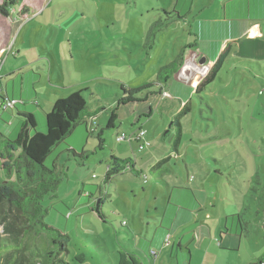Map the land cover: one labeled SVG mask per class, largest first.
<instances>
[{
	"label": "rangeland",
	"instance_id": "obj_1",
	"mask_svg": "<svg viewBox=\"0 0 264 264\" xmlns=\"http://www.w3.org/2000/svg\"><path fill=\"white\" fill-rule=\"evenodd\" d=\"M176 1L48 0L43 5V11L37 16H29V22L24 20L14 35L16 41L20 30L29 25L20 36L18 45L24 42L25 47L41 60L34 63L32 70L28 65V61L33 60L30 58L31 52L24 50L27 56L17 55L14 60V50L6 59L3 76L0 69V87L9 85L11 97L15 93L18 98L20 89L33 92L35 88L40 94L50 95L53 104L52 107L45 104L46 113H50L59 100L54 96V86L64 94L71 91L60 86L58 74L53 68L55 58L53 62L44 52L45 48L49 50V40H54V33L63 39V70L67 78L70 80L69 69L82 74V80L72 84H80L77 89L83 86V91L88 90L83 96L89 108L96 112L93 118L95 125L91 123L92 118H85L47 158L45 167L53 169L56 164V173L62 182L55 195L45 197L43 205L48 210L45 222L69 235L68 249L72 257L83 256L84 264H117V249L125 245L124 242L133 244L134 239L128 237L122 227L124 217L113 211L110 202L122 212H126L125 202L128 200L150 202L149 193L152 194L151 201L166 202L155 194L158 186L163 185L162 181L178 177L172 172L176 163V157L172 156V144L178 135L175 117L181 113L182 99H187L185 104L191 102V109L180 118L184 139L179 147L182 152L188 150V157L182 155L181 167L185 166L184 163L189 164L192 185L197 179L203 187L210 189L212 186L214 202L217 198L216 188L220 193L218 202H235L236 205L232 203V210L240 211V216L235 218L236 223L240 221L244 230V234L237 239L224 234L223 239L231 242L233 248L226 252L224 246L218 247V257L211 256L212 264L256 263L260 258L264 259V52L257 50L261 43L256 42L257 47L245 48L244 52L230 54L228 60L225 58L216 80L200 93L192 92L195 79L200 75V62L204 59L199 55V50H194V46L198 44L202 48L210 34L199 30L204 24L201 20L222 19L223 1L226 0H201L210 8L204 11L196 9L195 5V12L186 16L174 13L172 6ZM15 9H20V6ZM3 20L0 18V23ZM32 41L34 45H31ZM41 42L44 46H41ZM234 59L252 62L250 68L255 73L253 70L246 71ZM257 61L263 63L261 70ZM171 64L174 73L168 76L163 85L157 83L161 69ZM23 65H27L24 71L14 68ZM56 69L61 73L58 61ZM50 73L53 75L52 84L49 81ZM257 75H262V78L259 79ZM32 81H36L34 87ZM147 84L153 87L139 93L136 101L121 104L124 97L122 87L140 90ZM160 86L168 88L173 96L164 94L167 99L162 101ZM249 89H253L255 94ZM177 91L182 97L178 101L175 98ZM35 102L39 103L40 100L36 99ZM18 106L22 108L24 105L20 103ZM26 108H31L38 118H45L44 110H38L34 104ZM113 114L116 115L118 130L107 129ZM17 119L22 120L16 109L3 111L0 107V131H13ZM138 120L140 123L135 125ZM139 130L146 133L144 152H137L140 144L135 137ZM230 130L235 133L233 138L229 135ZM0 134L11 140L17 138H9L2 132ZM99 135L104 140L103 149L99 147ZM117 135L124 136L125 141L118 142ZM241 146L249 153L245 154ZM71 149L78 155L71 153ZM235 150L241 151V155ZM152 152L158 157L155 161L170 156L174 159L156 170V176L150 173L151 164L145 156ZM136 154L143 157L141 172L148 177H141L137 183L146 192L137 193L138 199L134 200L133 195L125 197L123 191L116 196L112 190H108L110 196L104 198L105 220L88 210L83 211L85 215L82 216L78 212L81 207L77 206V202L82 205L91 201V196L84 195V191L99 195V186L105 179L108 166L112 164V156L118 159L132 157L135 160L139 157ZM224 156L225 163L229 162L232 166L235 162L239 166L232 169L230 166L227 169L217 166L214 160H221ZM208 165L210 169L207 174L203 167L208 169ZM164 174L167 177L165 180L162 178ZM203 177L207 178L202 180ZM117 179L122 180V177ZM126 215V219L130 220L131 216ZM221 226L224 225L221 223ZM48 247L49 241L45 237L29 236L25 242L24 264H42V253ZM238 250L240 252L235 253Z\"/></svg>",
	"mask_w": 264,
	"mask_h": 264
},
{
	"label": "crops",
	"instance_id": "obj_2",
	"mask_svg": "<svg viewBox=\"0 0 264 264\" xmlns=\"http://www.w3.org/2000/svg\"><path fill=\"white\" fill-rule=\"evenodd\" d=\"M46 1L48 0H21V3L19 4L20 9H11L9 16L0 15V18L4 19L0 23V28L3 32V35L0 36V69L2 68L1 76H3V71L6 68V59L13 54L14 50H16V56L13 57L14 60L18 57L17 55H26L24 53L25 51L31 52L30 58H32L33 60L28 61V65H31L32 70L33 68H35L34 63L39 62L41 60L38 59V57L34 56L32 50H29L25 47L24 42L18 45L20 36L29 25L20 30L16 41H14V35L16 28L21 23L23 24L29 16H37L43 11V5ZM223 4L224 12L222 19H212V21L208 19H205L204 21L201 20V22H203L204 24L202 25L203 28L199 30L210 32V34L208 35V37H206L207 39L203 43L202 48H200L198 44L194 46V50H199L200 54H198L204 58L203 60H205V62H200V75L197 79H195V82L191 88L192 92L197 90L198 84L213 68L216 61L224 51L226 53V60H228L227 58L228 56H230V54L244 52L245 48L249 49L257 47L258 44H256V42H260L261 44L264 43V0H226L223 1ZM195 5L197 7L196 9H202L204 11L210 8L209 6H205V3H202L201 0H191V2H188V0H177L176 3L172 6V9L174 10L175 14L186 16L187 14H192L195 12L193 10L195 8ZM27 21L29 22V20ZM207 34L208 33H206V35ZM53 36L55 37L54 40H49V50H46L45 48L44 52L49 54L53 62L55 58L56 64L54 62L53 68L58 74L60 86L64 90L68 88L71 89L69 93L64 94L58 91L57 87L54 86V96H56L58 99H65V97L68 96L70 93L73 94L75 92H79V90L84 92L83 95H85V93L88 91H83L85 87L82 86L77 89L80 84H72V82L76 83L77 80H82V74L76 73L69 69V77L71 81L69 80V78H67V75L63 70V39L55 33L53 34ZM40 44L41 46H44L43 42H41ZM261 44L257 47V50L264 52V45ZM31 45H34L33 41ZM32 48L35 49V47L33 46ZM57 61L61 66V73L56 69ZM236 61H238L240 66L243 67L246 71L253 70L252 67L250 68L252 62L244 59H234V62ZM249 63L250 65H248ZM256 64L259 66L260 70L263 68L262 61H257ZM26 66L27 65H23L22 67L15 66L14 68L16 69V71H24V68ZM252 72L255 73L254 70ZM14 73L15 72H12L11 74ZM257 77L260 79L262 78V75H260V77L259 75H257ZM40 78L42 77L40 76ZM49 81L51 82V84L53 83V75L51 73L49 75ZM32 83V86L34 87L36 81H32ZM160 87L161 90L159 94L162 96V101H165L167 99L165 98L164 94L168 93L171 95V97L173 96V93L169 91L168 88H166L165 86ZM9 89V85H2V87H0V104L3 103V99H15L19 102H23L24 104H21L24 106L22 108H20L21 106H18V108H16L17 112L20 111L33 115L37 123V129L40 132L45 133V118L42 116L38 118L34 114V111L31 110V108L26 107H31V105L34 104L38 110H44L46 115L47 113L45 111V104L49 107H52L53 98L50 99V95H47L45 93H38L36 88L35 90H33V92H29L26 89H20V94L18 95V98L15 97V93H13L11 97L9 95ZM249 91H251V93H254L253 89H249ZM175 98L177 101L179 100L178 98L182 99V97L180 96V91H177V94H175ZM36 99L40 100V102H35ZM186 101L187 99H182L180 101L181 113L178 114L175 119L177 117L181 118L182 114H186V111H189L191 109V102H189V109H186L185 111L183 110L185 105H187L185 104ZM89 110L93 111V109L91 108H89ZM42 119L43 121L41 122ZM16 121L17 124H14L13 131H10L8 133H6L5 131L0 132L5 134L9 138H13L14 136L18 138L23 126V120L17 119ZM91 122L93 125H95L93 121ZM115 122L116 120L114 121V128L118 130L119 128L116 127ZM139 123L140 120H138L135 125H138ZM175 129L178 132L176 125ZM182 132L183 135L181 137V140L184 139L183 126ZM229 135L231 138H233L235 136L234 131L230 130ZM178 137L179 136L177 135L174 143L172 144V156L174 155L176 157L175 160L172 159V156H170L167 158L162 157L155 161V159L158 157L155 155L154 152L145 155L147 156V160L151 164L149 168L150 173H152L153 176H156V170H160V167L167 164L170 160L176 161L174 165L175 168L174 170H172V172L178 175V177L176 179L173 178L166 182L162 181L163 185L160 184V186H158V189L155 194V196H158V198L163 199L166 202H157V200L155 202L151 201L152 194L149 193L150 202H131V200L125 202L126 212H122L117 209L114 206L113 202H110L109 205L112 207L113 211L116 212L118 216L124 217V219L122 220V227L124 230H126L127 236L134 239V241L133 244H130L129 242H124L125 245L123 246H126L125 248L127 250L136 255L139 264H212L211 256H216V258L218 257V247L222 248L224 246V249H227L225 250L226 252L229 250V248H233V244H231V242H228L227 240L223 239L224 234H227L236 239L238 237H241L242 234H244V230H242L240 221L237 224L235 219L238 215L240 216V211H237V209L236 211L232 210V203L236 205L235 202H226L225 200H221V202H218L220 199V193L218 192L217 188L215 193L217 198L214 202L212 186L210 189L203 187L197 179H195L193 183L194 185H192L189 164L184 163L185 169L184 167H181V160L183 158L182 155L185 154V156L188 157V150L184 149V151L182 152L181 147H179L181 140L178 143V146H176ZM4 138L6 137L4 136ZM136 142L139 143L138 141ZM146 145L143 149H141L140 144L137 152H144L146 149ZM243 147L244 146H241V149ZM243 150L245 154L249 153L244 148ZM235 151H237L238 154L241 155V151ZM136 155L139 156V154ZM152 155H154L155 157H153ZM113 157L116 156L114 155L112 156V158ZM224 158L225 156L221 160H214V163L217 166L223 167L224 169H227V166H230V169L234 167L237 168L239 166L235 162L232 166L229 162L225 163ZM127 159L133 160L132 157L119 160ZM142 160V156L137 157V159L133 160L135 170L127 169L123 173L114 176L108 182V184L105 183L104 179L101 185L99 186V195H93L91 193H88L87 191H84V195L91 196V201L86 202L82 205H79V202H77V206L81 207L78 212H80L82 216L85 215V212L82 213L85 210L96 214L94 209L96 207H99L102 201L103 205L101 206V208L104 213V206L106 205L104 203V198L110 196L109 193L107 194L108 190H112L113 194H115L116 196H120L119 192L123 191L125 197L133 195L134 200H137V193L144 194L146 192V190L140 189V186L138 185L137 181L141 177H145L146 179H148V177H146V175L144 176L143 172H141V166L142 164H144ZM199 165L203 166V164ZM111 166L112 164L110 163L108 168H110ZM208 167V169L203 167L204 172L207 173L209 171L210 165H208ZM212 168L214 169L216 167ZM120 177H122V180L117 179ZM162 178L165 180V178H167L166 174H164ZM205 178L207 177H203L202 180H204ZM85 188L86 185H84V189ZM150 188H152L151 185ZM79 207H77V209ZM210 209L213 210L210 211ZM126 213L131 216L130 220L126 219ZM230 218L233 219L230 221ZM224 220H226L225 223ZM214 222L218 223L214 224ZM221 223L224 226H221ZM120 248L117 249V254ZM152 252H155L156 255H153ZM239 252L240 251L238 250L235 253ZM116 263L118 264V258L116 260Z\"/></svg>",
	"mask_w": 264,
	"mask_h": 264
},
{
	"label": "trees",
	"instance_id": "obj_3",
	"mask_svg": "<svg viewBox=\"0 0 264 264\" xmlns=\"http://www.w3.org/2000/svg\"><path fill=\"white\" fill-rule=\"evenodd\" d=\"M20 3L21 0H2L0 14L9 16L10 10ZM225 58L224 51L213 68L198 84L196 93H200L216 80ZM173 73V64L161 69L157 83L163 85L168 76ZM152 87V84H147L140 90L122 87L124 97L120 101L121 104L136 101L135 98L139 93ZM83 93L75 92L68 98L59 99L55 103L52 111L45 115V133L37 129L33 115L18 111L19 118L23 120L19 137L11 141L0 134V228L2 229L0 264H24L26 262L25 242L29 236L31 238L45 237L49 241L48 249L44 250L41 256L42 264H72L71 262L84 264L86 262L81 255L72 257L68 249L71 238L66 232L45 222L48 210L43 205L45 197L55 195L62 182L56 173V164L53 169L45 167L47 158L56 147L69 138L85 118L96 117V112L89 110ZM17 107L18 105L13 110ZM186 109H189L188 104L183 110ZM115 120L116 115L113 114L107 129L114 128ZM176 121L179 136L176 146H178L183 132L180 117H177ZM98 139L99 147L103 149L104 140L101 135ZM70 151L75 156L78 155L74 150ZM127 169L135 170L133 160H119L113 157L112 166L105 176V183ZM102 205L101 201L100 206L94 211L99 219L104 221L106 217L102 211ZM263 263L264 259L260 258L253 264ZM118 264L139 263L136 255L121 245L118 251Z\"/></svg>",
	"mask_w": 264,
	"mask_h": 264
},
{
	"label": "built area",
	"instance_id": "obj_4",
	"mask_svg": "<svg viewBox=\"0 0 264 264\" xmlns=\"http://www.w3.org/2000/svg\"><path fill=\"white\" fill-rule=\"evenodd\" d=\"M20 103H22V102H19L15 99H5L3 104L1 105V108L3 111L12 110L13 108H15V106L19 105ZM91 121H93V123H94L93 118L91 119ZM117 141L118 142L125 141V137L124 136H118ZM135 141H138L141 144L140 148L143 149L145 147V145L147 144L146 143V133L144 131L140 130L138 136L135 137ZM108 169H110V168H108ZM152 254L156 255L155 252H152Z\"/></svg>",
	"mask_w": 264,
	"mask_h": 264
},
{
	"label": "water",
	"instance_id": "obj_5",
	"mask_svg": "<svg viewBox=\"0 0 264 264\" xmlns=\"http://www.w3.org/2000/svg\"><path fill=\"white\" fill-rule=\"evenodd\" d=\"M205 62V60H202V63H204Z\"/></svg>",
	"mask_w": 264,
	"mask_h": 264
}]
</instances>
